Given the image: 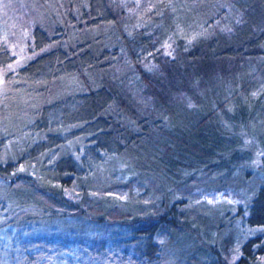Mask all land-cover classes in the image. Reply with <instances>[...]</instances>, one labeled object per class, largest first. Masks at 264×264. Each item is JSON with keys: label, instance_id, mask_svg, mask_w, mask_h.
Returning a JSON list of instances; mask_svg holds the SVG:
<instances>
[{"label": "trees", "instance_id": "trees-1", "mask_svg": "<svg viewBox=\"0 0 264 264\" xmlns=\"http://www.w3.org/2000/svg\"><path fill=\"white\" fill-rule=\"evenodd\" d=\"M5 1L29 55L0 38V264H263L264 0L168 53L163 0Z\"/></svg>", "mask_w": 264, "mask_h": 264}, {"label": "rangeland", "instance_id": "rangeland-1", "mask_svg": "<svg viewBox=\"0 0 264 264\" xmlns=\"http://www.w3.org/2000/svg\"><path fill=\"white\" fill-rule=\"evenodd\" d=\"M124 8L127 13L128 20H134L138 17V13H142L147 7L148 2H154L155 0H116ZM163 5L159 7L157 17L155 19H147V25H151L150 30L155 29L153 37L157 38V43H160L161 49L164 53H168L171 41L176 37L183 38L186 42L190 41L193 37L200 34H209L214 29L227 31L232 23L239 21L242 15V9H239L238 4H234L232 0H163ZM244 1V0H243ZM148 3V4H147ZM14 5L12 2H6L0 0V38L7 41L9 49L13 55V59L6 64L7 68L12 70L15 67L21 65L26 57L29 55L24 46L23 34L25 33L22 27L23 15L16 9L11 8ZM27 17H25L26 19ZM26 21V20H25ZM27 22V21H26ZM146 30V29H145ZM149 32V30L147 29ZM157 34V35H155ZM147 62L143 63V66L147 65ZM123 70H126L127 82L135 90V93L141 95L140 97L147 96L148 93H144L142 90L143 83L136 78V71L133 63L123 62L121 65ZM3 87V77L0 70V92ZM210 192H213L210 193ZM205 203L208 205H215L216 203L229 205L232 202L240 201L242 194L226 195L217 191L205 192ZM203 194L200 193V197ZM223 196V198H221ZM192 199H200L198 197H192ZM217 204V205H219ZM216 205V206H217ZM212 207V206H211ZM230 207V206H229ZM257 228V227H256ZM228 261H234L238 253L236 251H230L228 254ZM264 264V257H263Z\"/></svg>", "mask_w": 264, "mask_h": 264}]
</instances>
